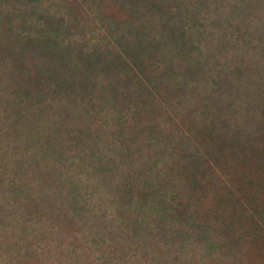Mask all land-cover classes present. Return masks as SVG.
I'll list each match as a JSON object with an SVG mask.
<instances>
[{
	"label": "trees",
	"instance_id": "1",
	"mask_svg": "<svg viewBox=\"0 0 264 264\" xmlns=\"http://www.w3.org/2000/svg\"><path fill=\"white\" fill-rule=\"evenodd\" d=\"M0 264H264V0H0Z\"/></svg>",
	"mask_w": 264,
	"mask_h": 264
}]
</instances>
